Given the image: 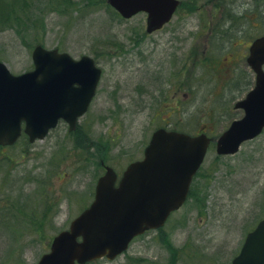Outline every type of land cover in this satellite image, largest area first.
Returning a JSON list of instances; mask_svg holds the SVG:
<instances>
[{"label":"rangeland","instance_id":"374dc122","mask_svg":"<svg viewBox=\"0 0 264 264\" xmlns=\"http://www.w3.org/2000/svg\"><path fill=\"white\" fill-rule=\"evenodd\" d=\"M2 1L5 4L0 8L6 9L5 14L20 15L24 0ZM43 1L39 0L36 11L40 14L28 39L21 40L13 29L0 24V61L14 74L31 70L32 48L41 43L48 49L66 51L74 58L97 52L95 59L102 75L94 100L81 121V135L65 134L60 123L43 140H21L6 149L8 156L0 159V264H36L48 250L52 237L66 228L91 200L90 192L102 172L98 162L102 152L92 155L84 147V136L106 144L110 153L105 155L111 163L123 165L141 156L139 149L147 144L157 122L146 123L138 116L137 92L149 93L158 86L163 92L170 81V125L187 130L204 126L210 137H216L230 121L241 117L242 111L233 105L247 90L245 84L236 89L234 78L216 83L192 75L195 71L204 72L199 68L202 65L194 63L203 50L204 36L198 34L191 39L195 24L189 23V15L200 18L197 9L204 0H181L182 5L169 24L139 45L135 41L142 37L145 28L143 12L124 19L111 12L105 2L69 4L59 13L62 9L56 7L55 0ZM169 29L170 64L162 54L157 59L163 61L158 70L147 57L148 68L145 67L139 61L137 49L153 43L164 47ZM189 49L191 55L187 53ZM149 57L151 61L152 56ZM155 75V84L140 85V81H148L146 78L155 82ZM119 129L121 136L117 138ZM110 154H115L114 159ZM192 190L193 198L200 202L191 198L179 217L172 218H203L209 231L218 218H249L254 222L264 218V131L243 142L231 155H218L212 144L193 179ZM50 203L55 204L54 210L45 214ZM145 242L147 249L139 246V253L132 250L139 257L137 262L168 264L163 248L150 239Z\"/></svg>","mask_w":264,"mask_h":264},{"label":"water","instance_id":"95a60500","mask_svg":"<svg viewBox=\"0 0 264 264\" xmlns=\"http://www.w3.org/2000/svg\"><path fill=\"white\" fill-rule=\"evenodd\" d=\"M107 2L123 17L146 11L147 31L160 28L178 5V0ZM32 60L34 69L17 75L0 61V145L14 143L22 123L31 141L43 138L60 117L73 127L95 92L100 69L89 56L75 60L66 52L38 44ZM248 61L256 72L255 86L235 105L243 108V117L232 121L217 138L220 154L234 153L241 142L264 128V37L255 41ZM209 141L205 134L156 130L144 158L127 167L117 187L116 174L107 167L97 181L92 204L71 221L68 230L53 237L50 250L37 264L84 263L102 255L112 258L134 235L162 225L185 200ZM233 264H264V220L247 235Z\"/></svg>","mask_w":264,"mask_h":264},{"label":"flooded vegetation","instance_id":"af4514ba","mask_svg":"<svg viewBox=\"0 0 264 264\" xmlns=\"http://www.w3.org/2000/svg\"><path fill=\"white\" fill-rule=\"evenodd\" d=\"M201 6L197 9L201 17L189 15L191 19L189 23L195 24V31L190 36L191 39L197 37L198 34L204 36L203 50L194 61L196 66L202 65L199 68L204 69V72L195 71L192 75L199 77V79H215L218 82H221L220 79L234 78L236 80L234 82L236 89L241 88L242 84H245V88L248 90L255 83V72L248 63L250 46L257 37L264 36V0H204ZM185 24H188V22ZM157 31L159 30L150 33L143 32L142 37L136 38V44H141L144 39L152 36ZM187 33L190 34V32ZM137 53L141 56L138 57L140 63H143L147 68L148 62H151L156 66L154 68L158 70L163 61H158L157 59L162 54H165L166 61L170 64V29L169 39L164 44V47L158 48L153 43L150 46L144 45L143 49H137ZM187 53L191 55V49L187 50ZM149 55L152 56L151 61ZM262 68L264 70V65ZM159 77L162 78L163 75ZM157 78L158 75H155V82L146 78L148 81L146 83L140 81V85H146L147 87V83L155 84ZM159 87H156L154 91H149V93L145 91L137 92L136 106L138 116L146 119V123L147 121L150 123L157 122L156 128L163 127L170 130V81L168 88L163 92L159 91ZM144 95L148 97H144ZM93 100L90 104H92ZM126 119L129 120L131 118L126 117ZM82 120L83 118L78 121L73 131H69L67 124L62 122L66 131L65 134L75 137L79 132H83L81 127ZM120 133L121 129L116 132L117 138L121 136ZM88 136H86L88 142L87 150L92 155L96 152H102L101 157L98 159L100 167L104 171L105 166H112L119 178L130 162L143 156L145 147L139 149L141 154L139 158H135L123 165L121 162L111 163L105 155V153H110V150L106 149V144L90 139ZM99 143L103 144V148L97 146ZM97 147L102 151H98ZM6 149L5 146L0 147V159L7 156ZM117 150L118 148H115V151ZM110 156L114 159L115 154H110ZM95 184L96 181L90 192L91 200L87 205L94 198ZM192 191L191 183L188 196L182 206L170 213L162 226L146 229L143 233L134 236L128 243L127 249L111 259L103 256L85 264H140L137 262L139 257L135 256L136 252H132V250L135 249L137 251L139 246L147 249L145 246L147 245L146 239H150L151 242L158 244L167 252L168 264H233L234 258L241 251L247 234L262 218L255 222L249 218H235L231 221H227V218H218L212 231L206 230V222L203 218H198L197 220L189 217L172 218L173 215L178 216L187 201L193 198ZM193 199L198 200L196 198ZM54 206V203H50L46 207L45 214H51ZM139 252L140 250H138ZM151 264H155V262L152 261Z\"/></svg>","mask_w":264,"mask_h":264},{"label":"trees","instance_id":"16d2710c","mask_svg":"<svg viewBox=\"0 0 264 264\" xmlns=\"http://www.w3.org/2000/svg\"><path fill=\"white\" fill-rule=\"evenodd\" d=\"M41 2H44L43 0H40ZM56 1V7H60L62 10L58 11L59 13H63L65 10V7H67L69 4H78L81 3L82 5H96V4H103L106 2V0H55ZM5 4V3H4ZM3 1L0 0V7L3 5ZM21 11L20 15L18 14H5L6 9L0 8V24H6V27H10L15 31L17 36L21 40H26L30 37L31 31L34 28V21L37 22V17L40 14L36 11L37 7H39V0H24L21 2ZM26 13V14H25ZM9 15V16H8ZM33 25V26H32Z\"/></svg>","mask_w":264,"mask_h":264}]
</instances>
